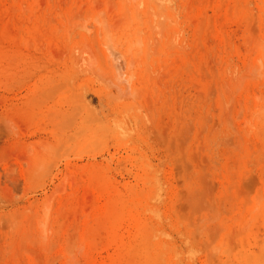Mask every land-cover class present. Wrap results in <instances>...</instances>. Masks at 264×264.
<instances>
[{"label":"rangeland","instance_id":"obj_1","mask_svg":"<svg viewBox=\"0 0 264 264\" xmlns=\"http://www.w3.org/2000/svg\"><path fill=\"white\" fill-rule=\"evenodd\" d=\"M0 264H264V0H0Z\"/></svg>","mask_w":264,"mask_h":264}]
</instances>
